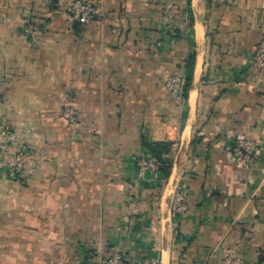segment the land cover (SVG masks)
Wrapping results in <instances>:
<instances>
[{
  "label": "crops",
  "instance_id": "0c3cea01",
  "mask_svg": "<svg viewBox=\"0 0 264 264\" xmlns=\"http://www.w3.org/2000/svg\"><path fill=\"white\" fill-rule=\"evenodd\" d=\"M70 1L0 0V142L9 125L12 150L34 152L19 177L0 170V264H104L112 249L220 264L231 248L264 264V0H184L181 17L172 0H92L88 23ZM173 72L189 79L182 101L164 85ZM237 138L260 145L254 166L236 162ZM155 144L168 162L143 172Z\"/></svg>",
  "mask_w": 264,
  "mask_h": 264
},
{
  "label": "built area",
  "instance_id": "2783aa9c",
  "mask_svg": "<svg viewBox=\"0 0 264 264\" xmlns=\"http://www.w3.org/2000/svg\"><path fill=\"white\" fill-rule=\"evenodd\" d=\"M170 15L181 17L184 11V0H172ZM67 11L73 20L80 23L90 22L96 12V5L92 0H71L67 6ZM24 31L33 40H39L41 23L32 22L24 26ZM252 66L259 73H264V41H262L253 55ZM164 85L175 97L182 101L187 93V77L183 73H168L164 77ZM63 118L67 121L73 135H77L81 129V113L74 105L73 97L67 93L63 98ZM16 138V134L9 125H5L1 131L0 142V170L7 169L13 177H19L23 170L33 160V150L27 144H21L17 150H12L11 145ZM260 145L252 139L237 138L233 141L234 158L238 164L250 168L255 165L257 152ZM141 171L151 170L158 172L160 163L151 156H143L138 160ZM173 212L175 217H183L188 212L187 196L185 192L177 190L173 196ZM160 257L157 253L141 260L139 264H159ZM104 264H133L127 254L122 249H112ZM220 264H241V255L236 248L227 249L226 254Z\"/></svg>",
  "mask_w": 264,
  "mask_h": 264
},
{
  "label": "trees",
  "instance_id": "16d2710c",
  "mask_svg": "<svg viewBox=\"0 0 264 264\" xmlns=\"http://www.w3.org/2000/svg\"><path fill=\"white\" fill-rule=\"evenodd\" d=\"M189 87V79H188V82H187V88ZM166 150V145H159V144H155L153 145V152H154V157L159 161H161L164 165L168 162L166 161L165 159H162L161 158V153ZM164 172L165 173H168L169 172V167L166 165L164 167Z\"/></svg>",
  "mask_w": 264,
  "mask_h": 264
}]
</instances>
